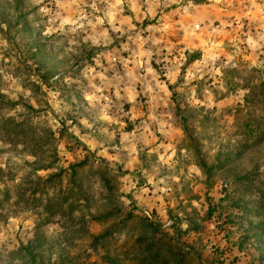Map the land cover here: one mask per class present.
Listing matches in <instances>:
<instances>
[{
	"label": "rangeland",
	"instance_id": "374dc122",
	"mask_svg": "<svg viewBox=\"0 0 264 264\" xmlns=\"http://www.w3.org/2000/svg\"><path fill=\"white\" fill-rule=\"evenodd\" d=\"M32 256L264 264V0H0V264Z\"/></svg>",
	"mask_w": 264,
	"mask_h": 264
},
{
	"label": "trees",
	"instance_id": "16d2710c",
	"mask_svg": "<svg viewBox=\"0 0 264 264\" xmlns=\"http://www.w3.org/2000/svg\"><path fill=\"white\" fill-rule=\"evenodd\" d=\"M70 168L74 170V165H72V167H70ZM148 225H150V226L153 228V230L156 229V228H154V224H153V223H149ZM105 234H107V231L105 232ZM105 234L103 233L102 235L96 237L95 239L98 240V238H102V237H104ZM154 256H155V257L151 258L152 260H156V254H155ZM30 258H31V260H32L30 264H32V262H33V260H34V257L32 256V257H30ZM112 261H113V259H111V262H112Z\"/></svg>",
	"mask_w": 264,
	"mask_h": 264
}]
</instances>
